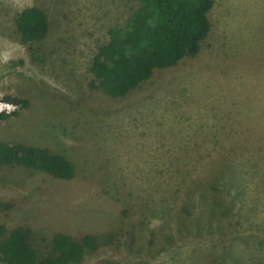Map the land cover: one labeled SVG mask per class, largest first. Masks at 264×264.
<instances>
[{"label": "rangeland", "instance_id": "obj_1", "mask_svg": "<svg viewBox=\"0 0 264 264\" xmlns=\"http://www.w3.org/2000/svg\"><path fill=\"white\" fill-rule=\"evenodd\" d=\"M31 5L49 31L24 45L14 18ZM133 8L0 0V101L30 100L0 120V140L76 169L65 180L0 164V240L27 227L41 259L56 232L89 233L94 248L77 264H264V0H214L196 56L111 97L89 66Z\"/></svg>", "mask_w": 264, "mask_h": 264}, {"label": "trees", "instance_id": "obj_2", "mask_svg": "<svg viewBox=\"0 0 264 264\" xmlns=\"http://www.w3.org/2000/svg\"><path fill=\"white\" fill-rule=\"evenodd\" d=\"M134 8L123 25L108 29L107 40L94 52L89 71L92 86L111 97H123L149 80L157 69L176 65L196 56L211 29L209 13L214 0H130ZM18 41L24 45L44 40L49 19L40 6L21 9L14 18ZM3 101L27 108L28 98L5 94ZM0 113V120L14 112ZM0 164L40 170L53 178L69 180L76 169L63 154L23 142L0 140ZM54 253L39 259L30 242V229L16 226L0 240L3 264L80 263L94 248L93 236L86 233L74 241L64 232L53 235Z\"/></svg>", "mask_w": 264, "mask_h": 264}, {"label": "built area", "instance_id": "obj_3", "mask_svg": "<svg viewBox=\"0 0 264 264\" xmlns=\"http://www.w3.org/2000/svg\"><path fill=\"white\" fill-rule=\"evenodd\" d=\"M16 107V105L6 102V101H0V113H11L12 110Z\"/></svg>", "mask_w": 264, "mask_h": 264}]
</instances>
